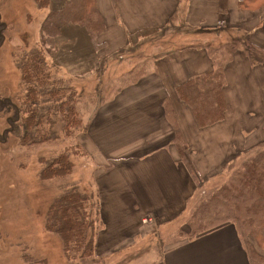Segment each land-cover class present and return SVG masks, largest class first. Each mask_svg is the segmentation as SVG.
Returning <instances> with one entry per match:
<instances>
[{"label": "crops", "instance_id": "0c3cea01", "mask_svg": "<svg viewBox=\"0 0 264 264\" xmlns=\"http://www.w3.org/2000/svg\"><path fill=\"white\" fill-rule=\"evenodd\" d=\"M95 2L104 22L97 61L125 50L138 34L162 30L175 15L191 29L219 28L218 37L243 36L264 50V0ZM213 67L203 48L175 49L157 58L136 83L83 116L85 131L77 138L94 173L104 223L95 239L99 258L118 259L161 237L168 225L190 212L201 183L209 185L233 159L264 144V66L252 65L242 53L224 68L223 120L198 127L176 96L177 85ZM167 98L175 123L165 109ZM173 124L184 139L196 182L179 155ZM145 218L152 222L143 223ZM112 264H248V259L237 230L228 224L142 263Z\"/></svg>", "mask_w": 264, "mask_h": 264}, {"label": "rangeland", "instance_id": "374dc122", "mask_svg": "<svg viewBox=\"0 0 264 264\" xmlns=\"http://www.w3.org/2000/svg\"><path fill=\"white\" fill-rule=\"evenodd\" d=\"M62 3V0H50L47 8L39 9L33 0H0V264H81L80 259L74 262L65 259L60 237L55 233L47 232L44 226L50 205L68 186H77L80 192L97 196L99 201L94 187V173L89 170L86 157L83 159L86 152L76 143L79 133L84 130L83 116H86L98 103L112 98L117 90L131 85L134 80L149 71L153 62L162 55L191 44L212 43V47H219L230 40L228 35L227 39L218 37L219 28L214 29L216 35L204 30L196 33L187 32L190 33L187 34L185 33L187 30L194 29L187 27L186 24L183 26L181 16L175 15L167 27L158 32L136 35L125 50L115 53L109 59L97 61L94 66H85L75 75L67 74L66 69L71 67L66 66L65 62L52 61L51 56L46 53L45 62L51 72L57 78L64 77L63 80L66 81L68 79V84L70 82L73 86L75 105L82 126L72 131L71 137H64L62 131H57L56 139L30 145L25 139L22 140V136L26 133H34L39 127L46 129L47 118L37 119L32 129L24 130L22 121L25 116L22 113V101L25 95L24 87L19 84L20 73L16 62L32 49H42L44 53L50 50L41 28L52 29L42 22L50 12L59 9ZM61 16L65 17L63 14ZM69 31L75 32V30ZM53 54L57 55V51L53 50ZM58 56L59 54L55 58ZM41 85L38 87L40 93L46 91L44 85L42 89L40 88ZM46 98H38L40 104L37 110L41 106V108L46 107ZM49 100L52 104L50 97ZM38 113L40 115L41 111ZM47 113H53L54 117L56 113L58 114L57 111ZM48 118L51 119L50 116ZM172 118L173 114H169V119ZM38 140L33 137V141ZM60 154L65 155L73 164L69 175L53 177L51 180L40 179V171L49 172V166ZM243 158L245 155L240 156V159H233L226 166V172L209 185L201 183L196 195L198 197L190 212L168 225L167 232L157 238L158 240H148L139 251L128 253L118 259L108 261L94 253L95 258L100 259L102 264H112L115 260L142 263L155 256L156 252L160 255L165 250L177 246L189 233L187 221L198 202L204 198V195L208 196L209 192L217 190L230 175L231 167H237L242 163ZM63 164L58 166L66 168V164ZM94 213L93 208L92 214ZM103 227L104 223L99 211V218L94 225L96 235ZM248 240L254 250L264 256V246L262 249L254 239L248 238Z\"/></svg>", "mask_w": 264, "mask_h": 264}, {"label": "trees", "instance_id": "16d2710c", "mask_svg": "<svg viewBox=\"0 0 264 264\" xmlns=\"http://www.w3.org/2000/svg\"><path fill=\"white\" fill-rule=\"evenodd\" d=\"M33 1L39 9L47 8L50 4V0ZM62 1V6L50 12L42 22L43 25L52 29L41 28L50 50L44 53L42 49H32L16 62L20 73L19 84L24 87L25 95L22 101V113L25 116L22 121L24 130L32 129L37 119L47 118L46 129L39 127L34 133H26L22 136V140L25 139L30 145L56 139L57 131H62L64 137H71L72 131L82 126L75 105L73 86L70 82L68 84V79L66 81L63 80L64 77L57 78L51 72L45 62L46 53L51 56L52 61H62L66 66L71 67L66 69L70 76L79 73L85 66H94L97 62L95 58L97 38L104 30V22L95 0ZM56 4L58 6V1ZM69 30H75V32ZM202 30L215 32L214 29L203 28L186 32L196 33ZM191 45L205 49L214 67L205 74L192 77L177 85L175 94L189 108L196 125L204 128L223 120L225 116L227 104L224 100L223 88L226 65L237 53H242L252 65L264 66V50L249 42L245 37L237 35L232 36L229 41L219 47H212V43ZM53 50L57 51V55L59 54L57 58ZM141 77L142 75L131 84L136 83ZM40 84H42L41 89L43 85L45 86V92L40 93L38 88ZM42 97H47V105L37 110L40 104L38 98ZM49 97L52 104L49 103ZM170 106V100L167 98L165 109L171 111L170 115H172ZM38 111H41L40 115ZM49 111H57L58 114H54V117L53 113H51L52 116L47 113ZM171 120L174 122L173 118ZM58 125L60 128L56 130L55 127ZM173 127L174 142L179 155L196 182V173L189 159L182 134L176 124H173ZM33 137L39 140L35 142ZM76 143L79 147L80 144ZM243 155L245 158L242 163L237 167H231L230 175L220 184V187L211 191L212 193L209 192L210 195H204V198L198 202L187 221L189 233L181 242L192 241L208 232L232 224L247 254L248 264H264V256L255 251L248 240V238L254 239L263 249L264 144L247 150ZM61 164H66L67 167H59L58 165L61 166ZM72 166L73 164L67 160L66 156L60 154L49 166V172L40 171L39 177L44 180L65 177L71 172ZM66 188L64 193L56 197L50 205L45 230L60 237L62 253L68 261L74 262L80 259L81 264H102V261L94 256L96 237L94 225L99 218L100 211L98 198L80 192L74 185ZM93 208L95 209L94 214H92Z\"/></svg>", "mask_w": 264, "mask_h": 264}, {"label": "built area", "instance_id": "2783aa9c", "mask_svg": "<svg viewBox=\"0 0 264 264\" xmlns=\"http://www.w3.org/2000/svg\"><path fill=\"white\" fill-rule=\"evenodd\" d=\"M151 220L150 219H144L143 222L146 223V222H150Z\"/></svg>", "mask_w": 264, "mask_h": 264}]
</instances>
